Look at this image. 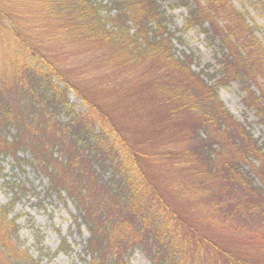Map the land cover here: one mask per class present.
Returning a JSON list of instances; mask_svg holds the SVG:
<instances>
[{
	"label": "rangeland",
	"instance_id": "obj_1",
	"mask_svg": "<svg viewBox=\"0 0 264 264\" xmlns=\"http://www.w3.org/2000/svg\"><path fill=\"white\" fill-rule=\"evenodd\" d=\"M153 1L0 0V140L22 144L16 152L0 151L5 264H99L106 253V264H116L115 252L119 264H176L166 240L184 233L207 237L210 264H224L227 247L255 250L264 241V211H244L246 185L228 195L225 178L208 172L204 137L219 124L196 120L197 112L171 96L174 89L196 85L200 74L264 153V124L244 101L258 84L224 78L214 30L209 32L208 23H187L195 1ZM233 2L259 26L264 43V8ZM82 3L87 9H79ZM148 9L160 12L159 18H150ZM156 18L159 26L148 24ZM168 47L175 62L191 65L196 79L180 78L178 65L163 60ZM54 91L66 100L57 111ZM189 144L194 162L176 157ZM42 153L49 156L46 163ZM117 156L135 164L117 174L110 159ZM254 158L255 167L241 164L246 176L251 172L247 179L262 187L264 162ZM226 160L231 158L220 156L219 164ZM142 173L152 186L127 201V176L136 180ZM81 208L90 214L96 236ZM103 237L126 242L109 245ZM89 239L99 251H88L94 249ZM255 253L242 256L263 261L264 246Z\"/></svg>",
	"mask_w": 264,
	"mask_h": 264
},
{
	"label": "trees",
	"instance_id": "obj_2",
	"mask_svg": "<svg viewBox=\"0 0 264 264\" xmlns=\"http://www.w3.org/2000/svg\"><path fill=\"white\" fill-rule=\"evenodd\" d=\"M179 1L180 3L185 4L189 2V0ZM193 1L197 3V7H193V9L190 10L187 23L190 26L197 24L204 26L206 23H208L209 32L211 30H214V39L219 42L220 48L222 50L220 64L225 79L229 81H242L246 78H249V81H254L258 84V91H256L259 94H257L256 91L250 89L249 93L244 98V101L248 106L254 107L257 110L259 119L264 124V43L257 33L259 26H257L256 24H251L247 16L248 13L246 14L243 11L238 10L233 0H205L206 4L203 5L201 4L200 0ZM248 1L252 6L260 5L264 8V0ZM153 2V0H150L149 4L152 5ZM85 6L86 4L82 3L79 9H87L85 8ZM143 6L147 8L148 5L146 2H144ZM147 15L150 18L154 19L155 16L158 17V15H160V12L158 14L155 9H148ZM80 18L82 20V16H80ZM156 19L152 22H148V24H156L159 26L162 21L160 19ZM262 29L264 30V26H262ZM147 32L153 33V30L148 29ZM162 36V34H156L154 37L161 38ZM167 49L168 52L166 54L161 53V56L163 60H168V62L172 66L178 65V69L180 70V73H182L180 78L184 79L189 77L190 79H196L193 76V72L191 73V65L188 64L186 60H181V63L175 62V59H173L176 58L175 55L170 53L169 47ZM196 80V85L184 86L188 88L186 91L179 92L176 89L172 90L173 93L171 96L175 101H179L184 108L192 109L197 112L199 118L197 115L196 120L207 118L209 122H216L217 124H219L218 129L212 131L209 134H206V137H204L206 139V145L203 146V151L207 156L206 163L208 166L209 174L218 176L221 181L223 177L225 178L224 182H222V186L224 191L229 192L228 195L238 192V190L242 189L243 186L246 185L244 186V191H246V196L248 195V197L245 201H247V205L249 207L244 210L246 214L249 215L257 213L258 211H264V185L262 187L253 185V183L255 182L247 179V176L251 178L249 174L251 172L248 171L249 173L246 176L243 170V165H245L246 163L250 164V167H255L254 163L250 160L254 157L261 159L264 162V153L262 152L261 147L258 145L257 141L253 139V136L246 130V128H244L235 119H233L231 114L220 103L215 87H210L208 83L200 77V74L199 78L197 77ZM251 85L252 82L250 83V87ZM49 91H51V89ZM53 95L59 97V100L57 101L58 103L53 106V109L57 111V107L66 102V100L63 99V93H56L54 91ZM49 98H47V100ZM173 111L174 110L171 109L170 113L174 118L176 115H174L173 113L177 112ZM83 122H85L86 124H91V121ZM110 122L113 123V121ZM77 127L74 126V129H77ZM14 142L8 143L5 141V139L2 138V140H0V151L7 150L9 152H16L17 149H19L17 145L22 144L21 142L15 144ZM215 145L217 146V148L213 149ZM187 147L189 150L184 148H182L181 150L177 149L176 157L179 159L188 160L189 162H194L190 158L193 156V153L191 151H194L195 149L191 144H189ZM208 147L210 148L208 149ZM196 149L200 148L197 147ZM207 151H209V153H207ZM213 151H215L214 154H212ZM42 155L43 157L41 156V158H43V163H46V160H48L49 156L44 153H42ZM212 155H215V158H212ZM222 155H224L226 158H231V160H226L219 164V158ZM110 159L112 160V164L114 165L113 167H115V171H117V174L119 170H123L122 168H126L135 164L134 160L130 158L124 161L123 158H120V156ZM241 162L243 165L241 164ZM260 172L264 171H262L261 169ZM127 177L128 183L126 184V188L129 191L127 201L138 198L137 190H141L143 187L145 189L149 188L150 185L152 186V184L148 180V177L145 176L144 173H142L141 175H137L136 180L129 179V176ZM129 203L128 208L133 211ZM239 204L241 206H244V202H240ZM81 211H83L82 208ZM83 212L85 214V219L80 213L78 214V217L83 218L84 221L86 220L85 222L88 223L90 229L92 230L93 236H96L98 230L94 226V223L90 218V214L85 208ZM78 217H76L75 220H77ZM124 222L125 221L122 220L123 224ZM103 227L104 226L101 225V231ZM181 228L182 227L180 224L178 230L180 231ZM1 231L2 229L0 226V232ZM194 236L195 238L189 237V234L184 233L181 236L175 235L167 238V246L169 249H171L173 262L176 261V264H194L195 261L197 262V264L211 263V261L213 260L211 243L204 235L202 236L194 233ZM8 238V241H12L9 235ZM103 238L104 239L101 240H104L105 244L109 243V245L115 244L116 246L123 242H126V239H120L119 237H114V242H107V237ZM181 238L183 239L180 241ZM0 240V244H3L2 240L4 239L0 238ZM179 244L182 248L181 252H178ZM102 245L103 243H101V246ZM1 246L4 247V244ZM204 246H211V250L208 252H203ZM263 246L264 241H262L260 243V247L255 250H249L245 247L244 244L239 251L235 247H227L224 253L227 254L226 257L228 258L226 259V261L223 258L224 264H264V259L263 261H252V257L242 256L244 255L243 253L246 252H252L254 254L257 251H262ZM88 248H94L91 239H89ZM101 250H103L102 247ZM88 251H90V253H95L96 251H99V249L94 248ZM219 251L222 252V249ZM106 254L101 255L99 264H106ZM115 254L118 256L115 263L119 264L122 260L121 254L117 252H115ZM202 254H204L203 257H201ZM154 256H156V252L154 253ZM196 257H198V261ZM0 264H5L1 253Z\"/></svg>",
	"mask_w": 264,
	"mask_h": 264
}]
</instances>
